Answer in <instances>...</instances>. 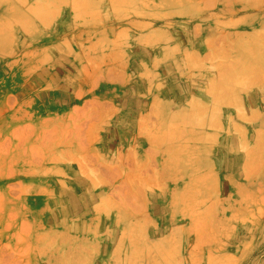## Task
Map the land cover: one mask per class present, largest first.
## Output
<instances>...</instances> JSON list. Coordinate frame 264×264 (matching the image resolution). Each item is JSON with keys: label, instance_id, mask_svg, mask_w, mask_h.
Listing matches in <instances>:
<instances>
[{"label": "rangeland", "instance_id": "374dc122", "mask_svg": "<svg viewBox=\"0 0 264 264\" xmlns=\"http://www.w3.org/2000/svg\"><path fill=\"white\" fill-rule=\"evenodd\" d=\"M262 201L264 0H0V264H264Z\"/></svg>", "mask_w": 264, "mask_h": 264}, {"label": "bare ground", "instance_id": "6f19581e", "mask_svg": "<svg viewBox=\"0 0 264 264\" xmlns=\"http://www.w3.org/2000/svg\"><path fill=\"white\" fill-rule=\"evenodd\" d=\"M38 3H39V2H38ZM94 12H95V11H94ZM192 75H193V74H192ZM196 103H197V102H196ZM193 104H194V103H193ZM198 104H199V103H198ZM196 105H197V104H196ZM196 105H194V106H196ZM191 107H193V106H191ZM197 107H198V106H197ZM204 107H205V106H204ZM195 108H196V107H195ZM202 108H203V106H202ZM202 108H200L201 111L204 110V109L202 110ZM198 110H199V109H198ZM198 110H197V111H198ZM199 111H200V110H199ZM186 113H187V112H186ZM191 113H192V115L194 114V112H191ZM189 115H190V117H191V119H192L191 114H189ZM199 115H200V114H199ZM182 117H183V116H182ZM182 117H181V118H182ZM194 117H195V116H194ZM196 118H197L198 120H200L198 117H196ZM185 119H186V118H185ZM185 119H184V120H185ZM187 119H189V117H188ZM194 119H195V118H194ZM205 119H206V118H205ZM209 119H210V118H209ZM202 120H203V119H202ZM186 121L189 122L190 120H186ZM191 121L194 122L193 120H191ZM191 121H190V124H191ZM200 121H201V120H200ZM197 122H198V121H197ZM201 122H202V121H201ZM203 122H204V121H203ZM213 122H214V121L210 122L211 125H212ZM216 122H217V121H216ZM173 123H175V122H173ZM177 123H179V122H177ZM195 123H196V122H195ZM199 123H200V122H199ZM208 123H209V122H208ZM185 124H187V123H185ZM197 124H198V123H197ZM203 124H204V123H203ZM215 124H216V123H214V125H215ZM194 125H196V124H194ZM194 125H192V126H194ZM201 125H202V124H201ZM172 126H173V125H172ZM189 126H190V125H189ZM202 126H203V125H202ZM217 127H218V126H217ZM174 130H175V129H174ZM183 130H184V129H183ZM189 130H190V129H189ZM193 130H194V129H193ZM180 131H181V130H180ZM185 132H186V130H185ZM170 133H171V132H169V134H170ZM181 133H182V132H181ZM181 133H180V136H182ZM172 134H173V132H172ZM186 134H187V132H186ZM167 135H168V133H167ZM174 135H176V134H174ZM183 135H184V134H183ZM170 136H171V134H170ZM187 136H188V135H187ZM194 136H195V135H194ZM165 137H166V135H165ZM190 137H191V136H190ZM199 137H200V135H199ZM177 138H178V137H177ZM177 138H176V139H177ZM184 138H185V137H184ZM189 139H190V138H189ZM189 139H188V140H189ZM195 139H196V138H195ZM230 139L233 140V139H235V137L231 136ZM183 140H184V139H183ZM185 140H187V139H185ZM185 144H186V143H185ZM185 144H184V145H185ZM186 146H187V145H186ZM229 158H230V157H229ZM253 160H254V159H253ZM227 161H228V160H227ZM231 161H232V160H231ZM231 161H230V159H229L228 162L231 163ZM229 165H230V164H229ZM231 165H232V164H231ZM231 165H230V166H231ZM181 176H182V175H181ZM262 202H263V201H262ZM263 203H264V202H263ZM261 209H262V208H261ZM179 230H180V229H179ZM123 233H124V232H123ZM189 240H190V239H189ZM188 242H189V241H188ZM146 243H147V242H146ZM189 243H191V242H189ZM146 246H147V245H146ZM191 254H192V253H191ZM193 257H194V256H193Z\"/></svg>", "mask_w": 264, "mask_h": 264}]
</instances>
